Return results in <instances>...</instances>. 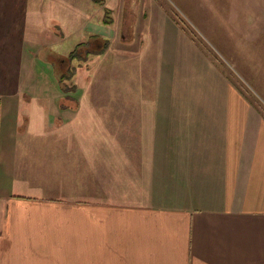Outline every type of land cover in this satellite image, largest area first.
I'll list each match as a JSON object with an SVG mask.
<instances>
[{
    "label": "crops",
    "instance_id": "1",
    "mask_svg": "<svg viewBox=\"0 0 264 264\" xmlns=\"http://www.w3.org/2000/svg\"><path fill=\"white\" fill-rule=\"evenodd\" d=\"M200 1V14L211 16L201 27L229 46L264 36V0ZM6 11L0 264H264V119L196 42L193 66L215 78L207 93L200 76L180 69L191 87L160 94L151 114L89 99L106 107L96 110L104 114L97 127L83 104L62 100V124H51L49 110L36 107L57 101L22 97L44 46L33 48L27 31L15 34L16 14ZM41 112L50 131L32 127Z\"/></svg>",
    "mask_w": 264,
    "mask_h": 264
},
{
    "label": "rangeland",
    "instance_id": "2",
    "mask_svg": "<svg viewBox=\"0 0 264 264\" xmlns=\"http://www.w3.org/2000/svg\"><path fill=\"white\" fill-rule=\"evenodd\" d=\"M104 1L105 6L99 9L96 8L98 4L91 0L0 2V11L16 14L15 34L27 31L24 35L33 48H38L40 43L44 46L36 60H31V70L32 67L34 69L31 71V84L25 92L27 96L22 97L57 101L56 106L36 107L37 110H49L52 114L49 122L53 119L62 124V117L55 116V110L62 107H57L58 101L62 100L70 107L75 100L83 104L81 109L96 115L97 127L103 124L100 121L104 114L96 110L106 107L88 106L89 99L99 103L121 100L133 106L128 110L121 109L126 115H142L141 110L144 114H151V103L159 99L160 94L167 97L177 88L176 96H179L182 90L191 87L190 81L184 78L185 72L179 74L180 69L191 68L190 73L200 76L207 93L205 83L211 81L213 84L215 78L210 72L209 79L206 65L193 66V63L199 64L193 57L192 51L196 48L190 43L191 39L264 119L263 35L254 38L247 48L243 43L229 46L228 41L210 35L201 27V20L206 22V18L211 16L208 15L209 10L200 14V0ZM90 40L88 45L85 44L90 54L86 57L85 47L79 48V58L73 59L67 72L64 71L67 77L73 76L63 80L61 90L53 68L55 60L67 57L78 44ZM218 81L213 86V93ZM40 114L43 122L33 123V129L50 131L46 127L47 114Z\"/></svg>",
    "mask_w": 264,
    "mask_h": 264
},
{
    "label": "trees",
    "instance_id": "3",
    "mask_svg": "<svg viewBox=\"0 0 264 264\" xmlns=\"http://www.w3.org/2000/svg\"><path fill=\"white\" fill-rule=\"evenodd\" d=\"M94 3L98 4V6L104 5V0H93ZM93 39V38H91ZM95 39V38H94ZM91 40L89 42H85V43H80L79 45H77L76 49L73 50L72 52L69 53V55L65 58L62 57H58V58H62L60 60H55L54 64H53V68L54 71L56 73V79L58 82V86L61 89L62 85L64 84L63 80H67V79H71L72 78V74H70L68 77L65 75L64 71L67 72V67L69 65V63L73 60V59H78L79 58V54H77V52L79 51L80 47H87L86 45H88V43H90ZM86 44V45H85ZM96 45V44H95ZM102 45V44H101ZM101 50V49H100ZM43 52V51H42ZM85 56L87 57L90 54V51L87 50L84 52ZM62 90V89H61ZM68 90H66L67 92Z\"/></svg>",
    "mask_w": 264,
    "mask_h": 264
},
{
    "label": "flooded vegetation",
    "instance_id": "4",
    "mask_svg": "<svg viewBox=\"0 0 264 264\" xmlns=\"http://www.w3.org/2000/svg\"><path fill=\"white\" fill-rule=\"evenodd\" d=\"M94 44H96V43H94ZM97 45V44H96ZM86 49V51L88 50V48H85Z\"/></svg>",
    "mask_w": 264,
    "mask_h": 264
}]
</instances>
